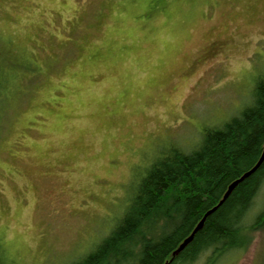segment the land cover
I'll use <instances>...</instances> for the list:
<instances>
[{
  "label": "rangeland",
  "instance_id": "rangeland-1",
  "mask_svg": "<svg viewBox=\"0 0 264 264\" xmlns=\"http://www.w3.org/2000/svg\"><path fill=\"white\" fill-rule=\"evenodd\" d=\"M263 72L264 0H0V256H86L160 153L238 115ZM220 264H264V228Z\"/></svg>",
  "mask_w": 264,
  "mask_h": 264
},
{
  "label": "trees",
  "instance_id": "trees-1",
  "mask_svg": "<svg viewBox=\"0 0 264 264\" xmlns=\"http://www.w3.org/2000/svg\"><path fill=\"white\" fill-rule=\"evenodd\" d=\"M0 81V92L2 90ZM252 101L220 126H209L199 145H172L139 178L121 217L91 252L72 264H220L245 252L264 228V206L251 214L264 183V162L210 216L193 241L173 252L204 214L222 199L230 183L253 168L264 151V72ZM0 264H6L0 256Z\"/></svg>",
  "mask_w": 264,
  "mask_h": 264
},
{
  "label": "water",
  "instance_id": "water-1",
  "mask_svg": "<svg viewBox=\"0 0 264 264\" xmlns=\"http://www.w3.org/2000/svg\"><path fill=\"white\" fill-rule=\"evenodd\" d=\"M263 162H264V151H263L260 159L258 160V162L256 163V165L253 168H251L249 171L245 172L239 179L235 180L232 184L229 185L226 193L224 194V196L220 200V202L215 207H213L212 209L208 210L205 213L204 217L198 223V225L196 226V228L194 229V231L192 232V234L181 243L180 247L176 251L173 252V254H172L173 257L177 256L180 252H182L192 242L195 234L199 230H201L203 228V225L205 223L206 218L208 216H210L212 213H214L227 200V198L232 194V192L234 191V189L241 182H243L245 179H247L252 174H254L258 170V168L262 165Z\"/></svg>",
  "mask_w": 264,
  "mask_h": 264
},
{
  "label": "bare ground",
  "instance_id": "bare-ground-1",
  "mask_svg": "<svg viewBox=\"0 0 264 264\" xmlns=\"http://www.w3.org/2000/svg\"><path fill=\"white\" fill-rule=\"evenodd\" d=\"M242 175H243V174H242ZM242 175H241V176H242ZM241 176H240V177H241ZM240 177H239V178H240ZM239 178H238V179H239ZM236 180H237V179H236ZM234 181H235V180H234ZM234 181H233V182H234ZM233 182H232V183H233ZM232 183H230V184H232ZM230 184H229V185H230ZM228 187H229V186H228ZM227 189H228V188H227ZM226 191H227V190H226ZM225 193H226V192H225ZM225 193H224V194H225ZM223 196H224V195H223ZM222 198H223V197H222ZM219 202H220V201H219ZM214 207H215V206H214ZM259 212H260V211H259ZM204 215H205V214H204ZM203 217H204V216H203ZM206 219H207V218H206ZM195 228H196V227H195ZM195 228H194V229H195ZM194 229H193V231H194ZM193 231H192V232H193ZM199 231H200V230H199ZM191 234H192V233H191ZM191 234H190V235H191ZM190 235H189V236H190ZM195 235H196V234H195ZM189 236H188V237H189ZM188 237H187V238H188ZM194 237H195V236H194ZM193 239H194V238H193ZM192 241H193V240H192ZM180 245H181V244H180ZM180 245L178 246V248L180 247ZM178 248H177V249H178ZM177 249H176V250H177ZM176 250H175V251H176Z\"/></svg>",
  "mask_w": 264,
  "mask_h": 264
}]
</instances>
